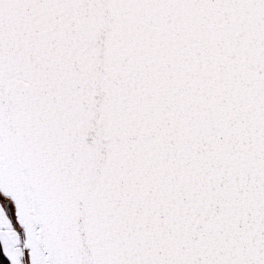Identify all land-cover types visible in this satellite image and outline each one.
Instances as JSON below:
<instances>
[{
    "label": "snow or ice",
    "instance_id": "6c2138e0",
    "mask_svg": "<svg viewBox=\"0 0 264 264\" xmlns=\"http://www.w3.org/2000/svg\"><path fill=\"white\" fill-rule=\"evenodd\" d=\"M0 264H264V0H0Z\"/></svg>",
    "mask_w": 264,
    "mask_h": 264
}]
</instances>
